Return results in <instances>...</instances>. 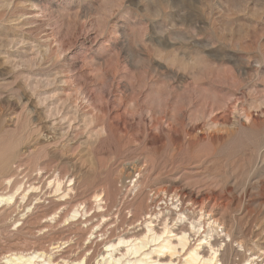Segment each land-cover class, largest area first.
Wrapping results in <instances>:
<instances>
[{"label":"rangeland","instance_id":"rangeland-1","mask_svg":"<svg viewBox=\"0 0 264 264\" xmlns=\"http://www.w3.org/2000/svg\"><path fill=\"white\" fill-rule=\"evenodd\" d=\"M8 113L20 119L8 124ZM0 115V156L37 146L13 160L29 178L41 168L46 188L77 173L75 199L109 189L120 226L107 241L128 235L150 190L168 186L205 195L214 217L264 241V0H0ZM143 160L131 189L127 162ZM44 205L0 233V255L75 237L71 256L90 244L83 223L29 234L55 207ZM65 245L52 251L68 255Z\"/></svg>","mask_w":264,"mask_h":264},{"label":"bare ground","instance_id":"bare-ground-1","mask_svg":"<svg viewBox=\"0 0 264 264\" xmlns=\"http://www.w3.org/2000/svg\"><path fill=\"white\" fill-rule=\"evenodd\" d=\"M13 114L6 117L8 124L12 125L20 119V113L19 115ZM244 117L249 119L250 114L245 113ZM37 124H34L35 128L29 131L39 133L41 127ZM27 125L28 123L25 124ZM176 125L179 124L177 122L168 123L170 129H175ZM36 147L33 146L32 149L25 147L21 152L16 150L14 153L0 156V233L5 230L10 232L7 226L11 225H17L16 231H20L29 218H35L36 211L45 206L47 200L55 207L36 220L39 224L43 222L44 225L41 224L36 227V231L29 230L28 233L34 235L38 232L44 235V232L53 229L57 224L73 226L83 223L85 225L78 229L83 233L82 240L88 239L90 244L84 249L79 247L80 250L70 256L68 251H73L70 249L73 237L62 242L61 239L50 241L47 245L48 249L39 247L29 250H9L0 255L1 263L89 264L92 256L86 255V252L97 241L94 239L101 237L100 244L104 249L96 252V264H264V241H253L251 235L247 236L240 229L234 228V225L232 226L223 217H214L212 210L214 203L209 206L205 195L196 194L195 197H191V193L183 188L168 186L150 190L152 194L147 197L149 203L146 202L144 211L142 210L143 212L138 217L135 216V219L127 221L129 227L125 234L128 235L123 233L122 236L118 235L115 241H107L112 230L120 226L117 222L118 216H115L114 220L113 214L115 213L108 212L109 208L114 206L111 204L109 189L95 188L87 199H75L76 183L79 182L81 176L77 173H70L66 176L58 173L49 176L45 182L47 185L45 188V185L42 186L44 176L41 174V168H38V174L29 178L28 166L30 165L23 166L17 160L13 166L15 162L13 160L18 157L19 153L32 156ZM147 164L145 160L141 164L134 163V161L127 162L130 169H137L138 178L134 180L131 189L142 186L143 181L139 178L144 177L142 172L147 170ZM125 195L126 190L124 189L120 198H116L119 204L124 202ZM143 202V198L139 199L136 206L143 209ZM185 202H189V205ZM261 233L259 231L257 236ZM90 235H93L92 239ZM226 237L229 238V242L225 241ZM76 239L77 243L80 238L77 236ZM232 242L235 243L234 246ZM64 243L66 245L63 247H68L66 250L68 255H61L62 253L55 255V250H52H60L59 247Z\"/></svg>","mask_w":264,"mask_h":264}]
</instances>
